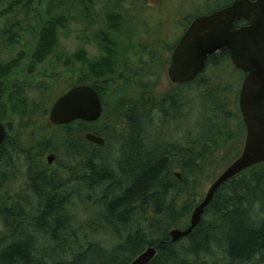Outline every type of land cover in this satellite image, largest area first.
<instances>
[{
    "label": "trees",
    "instance_id": "obj_1",
    "mask_svg": "<svg viewBox=\"0 0 264 264\" xmlns=\"http://www.w3.org/2000/svg\"><path fill=\"white\" fill-rule=\"evenodd\" d=\"M63 2L65 1L37 0V67L51 58H58V62L66 69V77L75 76L76 72L70 73L75 64L84 66L90 63L89 75L99 80L119 67L121 49L126 57H131L133 43L125 45L124 42L110 39L109 33L120 27V19L113 12L106 14L107 29H100L96 33L95 42L101 49L100 55L90 59L84 49H78L55 57L59 54L56 53L59 33L68 23L67 13L59 11ZM80 3L84 16L85 12L90 14V7L83 1ZM14 4H22L20 6L24 10L20 12L32 15L31 18L34 19V7H30L27 2ZM122 44L129 47L121 48ZM156 57L158 58L156 50L150 52V60ZM52 61L50 64L53 66ZM229 62L226 50L217 52L208 58L204 72L190 82L176 84V90L160 97L150 109H147L144 100L124 105V112L118 116V120H125V132L120 144V154L115 160L116 167L108 165L102 156L104 145L96 146L83 138L85 132L103 136L98 130L101 127L98 126L97 129L92 126L95 123L81 120L65 125L50 123L58 132L39 141L37 154L43 157L50 151L55 155L54 161L62 158L58 169L64 170V173L48 174L44 166L37 165V205L27 217L26 212H23V204H14L16 212L11 214V210L5 207L1 199V220L12 230L9 228L11 234L8 238L0 235V264H128L145 246H156L157 250L149 264H251L255 260L264 261V162L240 172L222 184L205 207L200 223L190 234L171 241L168 233L170 227L187 218L201 201L197 202L200 196L197 186L203 174L205 159L213 156V153L209 154L212 152L210 143L213 142L216 149L221 148V137H212L211 133L231 136L230 131L233 129L229 126V116L236 117L235 124L241 134L233 135L238 136L237 145L232 150L233 160L239 155L237 153L241 148L238 143L245 135L244 122L237 113L238 103L236 110L231 107L230 111L226 109L225 101L233 90L227 79L220 80L222 74L217 73L219 70L225 73L231 68L233 72L229 74H240L241 71L233 68ZM122 66L128 67L125 61ZM208 71L210 72L207 73ZM136 76L141 79V74ZM71 78L75 80L68 87L87 83L94 87L97 85L84 76L81 77V74ZM4 79L5 75L0 73L1 121L4 119L1 102L5 92ZM55 85L56 81H53L48 86V92H42V103L37 107V116L47 115L48 107L53 103L49 96ZM180 86L186 89L185 93L179 90ZM196 87L203 88L204 97L209 102L201 100L200 103H195L199 97L192 99L188 95ZM236 92L238 90L232 93V97ZM207 93L211 96H207ZM192 104L194 108H191ZM189 107L191 109L187 112ZM200 109L203 113L199 116ZM194 113H197L198 118H195ZM153 115L157 118L155 123L151 121ZM173 119L177 123L174 126L175 133L171 125ZM181 120L183 121L180 123ZM190 121L196 123L197 129L207 128L208 132L201 137L196 134L192 137L187 135L192 144L180 150L174 147L176 152L167 144L155 143L151 146L150 132L146 138L144 136L148 144L141 141L143 122L158 136L161 132L164 133L163 130L171 133L170 135H177L182 123L188 124ZM133 132H136V137L132 136ZM132 138L135 140L132 141ZM104 139L106 144V138ZM137 142L135 150L133 144L137 145ZM7 146L8 140L0 145V166L3 169L9 168L6 163H9L10 150L19 154L14 144L9 148ZM175 168L181 170L180 178L176 176ZM73 181L90 187V190L100 191L97 200L99 210L96 211L98 215H94V226H84L73 212L74 203L71 199L73 196L80 198L76 191H72V195L70 191L73 189L68 190V182ZM1 182L2 180L0 184ZM87 231L111 234L119 241L110 248H104L98 243L87 241Z\"/></svg>",
    "mask_w": 264,
    "mask_h": 264
},
{
    "label": "rangeland",
    "instance_id": "obj_2",
    "mask_svg": "<svg viewBox=\"0 0 264 264\" xmlns=\"http://www.w3.org/2000/svg\"><path fill=\"white\" fill-rule=\"evenodd\" d=\"M10 1V0H9ZM63 6L59 8V11H65L67 14H65L68 17V23L67 26L61 30L59 33V41L58 46L56 47V54L55 57H58L62 55V53H72L78 49H84L86 53L89 55L90 59L96 58L101 53V49L95 42L96 33L100 31V29H107V24L105 18L107 17L106 14H111L112 12L115 17L120 19V27L118 30H113V33H109L110 39L112 41L117 42H124L125 45L129 44L130 42H136L141 37L143 40H145L146 36L152 37V46L153 49H156L159 53L158 58H154L153 60H150V54H139V55H133L126 57L125 54L122 53L121 49V56H120V63L119 67H115L114 71L109 74L108 76L101 77L98 79H95L91 75H89V66L90 63H86L84 66H80L78 64H75L74 70L70 72L71 74L76 72L75 76L67 75L66 77L64 74L66 73V69L61 66L60 62H58V58H51L47 62H44L43 64L39 65L37 67V93L34 87V83L30 82L28 79H33L31 76L28 75H13L10 74L8 76H5V79L3 81V86L5 84L11 85V88L7 90V96L6 92L3 93V113L4 116L3 121L9 123V142L8 146L13 145L17 147L18 153H15L13 150H10V157H9V163L6 166L9 167L7 169H3L2 166H0V174L2 182L0 184V203L1 199H3V204L7 205L8 202V195H14L16 191L19 190V192H25L30 193L29 196H27V199L24 201V204L22 205V208L24 209L23 212H26V217L33 212L34 207L37 205V195L34 193L33 190L29 191L28 188H22V180L20 181V178L23 176V166L24 165H33V166H44L48 174H58V173H64V170L58 169L60 167L59 162L62 161V158L58 160L53 159L54 162L52 164H47V156L50 153V151H47L43 157H40L39 154H37V144L39 141L46 139L50 136L52 133H57L58 130L54 128L49 122L48 116L44 115L42 117L37 116V139L35 136H33L32 130L27 127L28 123H26V116L21 113L22 109V103L17 102V100H14V103L8 101L9 104H7V99L13 98L11 97L14 83H17V91L23 90L22 92H19L18 96L25 97L26 102L28 103V106L33 105V102L36 101L37 98V107L41 106L42 103V92L44 91V94L48 92V86L51 85L53 81H56L55 89L53 93L49 96L52 102L55 101L61 94H63L67 89L69 84L74 83L73 78L76 77L78 74H81V77L84 76L85 78L91 80L92 82L96 83L97 85H103V96H104V109H103V115L100 118V120L95 123L94 126L97 128L98 126L102 129H98L100 132L103 133V136L106 138V144L104 145V149L102 150V156L104 159L107 160L106 163L110 165L111 167H116V159L118 157V154H120V144L122 143V139L124 138V132H125V120L124 118H121L118 120V116L122 115L121 113L124 112L125 106L127 103L130 102H137L139 103L141 100L146 101V107L147 109H150L157 103L160 97L163 95L169 94L170 92L177 89V86L175 83H172L168 76H167V67L169 64V58H170V52L172 46L174 45L176 41V37L180 34L182 31L183 26L186 23V21H190L191 18L195 15V12H176V11H145L144 5H141V2L139 0H64ZM84 2L88 7H90L91 11L90 14L88 12H85V16L83 12H81V3ZM149 4H154V0H145ZM144 1V3H145ZM5 1L0 0V3H4ZM8 2V1H7ZM19 3L27 2L30 7H36L37 0H18ZM3 5L0 4V31L4 29L6 25H8L9 22H13L12 19H17L14 14L18 15L21 12L19 10H16L10 14H6L4 9L2 8ZM58 11V10H57ZM55 11V13L57 12ZM58 13V12H57ZM64 13V12H63ZM5 14V16H3ZM182 15L180 18L179 16ZM178 18V23L175 21V19ZM177 20V19H176ZM182 22V23H181ZM23 28H26L24 25ZM28 29V28H27ZM25 31V30H24ZM34 36L36 33L34 31V27L31 29V33H24L23 35H29ZM139 42V41H138ZM133 43V48L135 47V44ZM145 44H141V46H144ZM124 44L121 45V48H123ZM138 46V44H137ZM125 48H128L127 46H124ZM145 48V47H144ZM135 50V49H134ZM123 57V58H122ZM3 58V57H2ZM53 60V61H52ZM126 62L128 67H123L122 62ZM54 62L53 66L50 64V62ZM119 62V61H118ZM152 64V67L150 66ZM134 66V68H133ZM83 68V69H82ZM136 69L138 72H135ZM230 70V71H229ZM229 70L225 71H218L220 72L222 76H220V80H226L230 83V86L232 87L231 92H229V97L225 101L226 109L228 111L229 107H231L233 110L235 106L237 105V97L235 100V95L232 97V93L234 91L239 89V86L241 84V75L236 72L235 75L229 74V72H233L231 68ZM148 72H150V75L147 76ZM208 71L207 73H209ZM206 73V74H207ZM60 74L62 76H60ZM136 74H141V79L139 76H136ZM52 77H51V76ZM206 76V75H205ZM67 78V80L65 79ZM225 78V79H224ZM23 81V82H22ZM104 81V82H103ZM147 84L148 86L144 85ZM16 85V84H15ZM184 86V85H183ZM180 86L179 90L181 92L185 93L186 89ZM4 88V87H3ZM70 87H68L69 89ZM201 87L192 88V91L188 92L189 96L193 99L196 97H199V99L196 100L200 103L201 100L206 103L209 102V100L204 97V94L202 92ZM207 89V88H206ZM236 89V90H235ZM65 90V91H64ZM14 92V91H13ZM192 93V94H191ZM238 92L235 94L237 95ZM22 94L24 96H22ZM186 96V95H185ZM207 96H211L210 93H207ZM186 98V97H185ZM233 98V101H232ZM213 101V100H212ZM52 103L49 105V109L51 107ZM212 105V104H210ZM12 107V108H11ZM144 106H142L143 108ZM194 108V104L191 105V108ZM13 108H15L13 110ZM188 108L187 112L191 109ZM12 109V110H11ZM239 108H237V113L239 115V118L241 119L239 114ZM16 110V111H15ZM150 111V110H149ZM194 111V109H193ZM203 113V110L200 109V113ZM117 113H119L117 115ZM48 114V113H47ZM209 115V114H208ZM195 118H198L197 113H194ZM236 117L229 116L230 123L229 126L233 130L231 136L228 134L222 135L218 133H214V135L211 136H220L221 137V148L216 149L214 147V144L210 143L213 156L209 159H205V167L203 168V174L200 176L199 184L197 186V193H200V196L197 198V202L202 200L204 194L206 193L208 187L212 183V181L219 175L222 170L228 166L233 161V147H236V138L233 137L235 134H240L239 127H236L237 124H235ZM155 115H153L151 121L155 123L156 121ZM232 119V120H231ZM117 120V121H116ZM183 120L180 121V123ZM243 121V120H242ZM146 122H143V125L141 126V130L143 129V135L141 137V141L145 144H148V140L144 139V136L146 138L147 133L150 134V140L149 143H151V146L155 143H162L171 145L173 152H176L174 147L177 149H181L184 147H188L189 144H192L191 140H189L187 137H192L195 134L197 137L204 136L208 130L207 128H198L196 123H192V121L188 122V124L182 123L180 131L177 132V135H170L171 133L161 132V135L156 136L155 132L152 128H147ZM90 125V124H89ZM102 125V126H100ZM172 125V130L175 133V127L177 126V123L174 122ZM175 126V127H174ZM162 131V130H161ZM26 133L29 134V136L34 137L32 138V141L29 140V137L26 135ZM188 135V136H187ZM222 135V136H221ZM132 136L136 137V132L132 133ZM171 136V137H170ZM218 138V137H217ZM243 140L238 143V147L242 149L244 137H242ZM135 138H132V141H134ZM147 141V142H146ZM173 144V145H172ZM177 144V145H176ZM134 148L136 150V147L138 146L134 143ZM166 145V147H167ZM179 145V146H178ZM7 146V147H8ZM53 146H55L53 144ZM52 147V146H50ZM9 148V147H8ZM240 151L237 153L239 154ZM49 150H52L49 148ZM138 152V151H137ZM135 152V153H137ZM196 153V152H195ZM236 154V155H237ZM61 156V155H60ZM59 156V157H60ZM207 157V156H206ZM184 159V158H182ZM183 161V160H182ZM45 164V165H44ZM3 170V171H2ZM15 173L17 176H21L19 179L14 178L12 181L9 179L10 173ZM17 171V172H16ZM57 172V173H56ZM174 172L180 173L181 170L179 168H175ZM180 178V177H179ZM20 187H19V186ZM68 190L72 194V191H76V194H80V198L73 196L71 201L74 203L73 212L77 214L78 219L81 221V223L85 225H95V216L98 215L96 211L99 210L98 208V198L100 196L99 189H93L90 190V187L82 186L80 182L73 181L68 182ZM10 186V187H8ZM27 191V192H26ZM73 195V194H72ZM34 197V198H33ZM36 198V199H35ZM71 198V197H70ZM7 200V201H6ZM9 201H12L9 199ZM70 201V200H69ZM94 206V207H93ZM194 209V208H193ZM192 209V210H193ZM11 214L16 212V207H11ZM191 212L189 213L188 217L184 220H179L176 225L170 227L172 228H179V229H185L189 225V220L191 216ZM205 219V217H203ZM16 221V220H15ZM79 221V222H80ZM21 223H25L24 221H21ZM80 223V224H81ZM6 224H4L0 217V235L3 236V238H8L10 233V227L6 229ZM10 228V229H9ZM12 230V229H11ZM87 241L98 243L100 246L104 248H110L115 242H118L119 240L112 236L111 234L106 235L101 232L91 233V231H87ZM147 246L144 247L143 250H145ZM251 264H264V261H257L255 260Z\"/></svg>",
    "mask_w": 264,
    "mask_h": 264
},
{
    "label": "water",
    "instance_id": "obj_3",
    "mask_svg": "<svg viewBox=\"0 0 264 264\" xmlns=\"http://www.w3.org/2000/svg\"><path fill=\"white\" fill-rule=\"evenodd\" d=\"M247 25L235 27L236 20ZM226 49L235 68L246 76L240 86L238 107L245 124L243 146L238 157L212 181L202 200L192 210L185 229L169 230L171 241L190 234L200 223L205 207L217 189L240 172L264 162V0H237L224 10L195 18L176 43L167 67L172 83L194 80L204 70L208 56ZM102 105L97 91L89 85H75L52 103L48 119L53 125H65L75 120L97 121ZM5 128L0 120V145L5 139ZM83 138L97 145L104 139L91 132ZM54 154L47 156L48 164ZM179 178L180 174L175 173ZM156 254V246H148L128 264H149Z\"/></svg>",
    "mask_w": 264,
    "mask_h": 264
},
{
    "label": "flooded vegetation",
    "instance_id": "obj_4",
    "mask_svg": "<svg viewBox=\"0 0 264 264\" xmlns=\"http://www.w3.org/2000/svg\"><path fill=\"white\" fill-rule=\"evenodd\" d=\"M4 1L5 2L3 4L2 3H0V4L3 5V7H2L4 9L3 11H5V12L7 11L6 14H10V11H16L17 8L19 9V11L24 10L20 6L22 4H20V5L14 4L15 2H18V0H10V1L4 0ZM144 1L145 0H139V2H141V5L142 6L144 5L145 11H161V12H163V11L171 10V11H176V12H181V13L195 12V15L191 18L190 21L189 20L186 21V23L184 25L180 24V26H183L182 31L176 37V41H175L172 49L169 50V48H168V52H170V58H171V53H172L176 43L178 42V40L181 38V36L184 34L186 29L189 27V25L192 23V21L195 18H197L199 16H203V15H209V14L216 12V11L224 10L225 8H228L229 6H231L237 0H154L153 1L154 4H149V3H147V1H145V3H144ZM249 1L254 2L255 0H249ZM11 3H13V4H11ZM34 10H35L34 19L31 18L32 15H29V16L25 15V12L21 11V13L18 15L14 14V16L17 17V19H12L14 21L9 22L8 25H6L4 27V29H2V31H0V73L4 74L5 76L13 74V75H22V76L28 75V76H31V78L33 77V79H28V80L30 82L34 83V87H35V90L37 93V5H36V7L34 6ZM3 16H5V14ZM179 17L181 18L182 15H180ZM179 17L176 18L177 20L175 19V21L177 23H178ZM247 24H248L247 21H245L244 19L236 20L234 22V25L236 28L239 26L247 25ZM24 25L26 26V29L28 28L25 31L23 30ZM32 27H35L34 31L36 34L34 36H30V34L29 35H23L24 33H27V32L31 33ZM138 41H136L135 43L132 42L135 44V47L132 49L133 52H132L131 56L136 55V54L137 55H139V54H147L148 55V54H150V52L153 53V51L156 50V49H153L154 47L152 46L153 41H152L151 36H146L145 40H143L140 37ZM143 43L145 45L141 46V44H143ZM137 44H138V46H137ZM225 50L226 49L220 50L217 52H221V51H225ZM217 52H215L214 54H216ZM157 54L159 56L158 51H157ZM210 56H212V55H210ZM210 56H208V58ZM228 57H229V52H228ZM170 58H169V63H170ZM208 58H207V60H208ZM229 61H230L229 62L230 65L233 68H235L234 65L232 64L231 60H230V57H229ZM206 67H207V61H206V66H205L204 70L206 69ZM204 70L201 71L199 74L204 72ZM238 70L241 71L240 69H238ZM240 74L242 75L241 76V79H242L241 84H242L246 74L243 71H241ZM241 84H240V86H241ZM76 85H81V84H76ZM86 85L91 86L88 83ZM12 86H13L14 92L12 91L11 97L13 96V98L9 97L7 99V104H9L8 101H10L11 106H12V103H14L13 99L17 100V102L22 103L21 113H23V115L26 116L25 117V118H27L26 123H28L27 127H29L32 130L33 136H35L37 139V98H36V101L33 102V105H30V107H29L28 103L26 102L25 97L18 96L19 92L20 91L22 92L23 90L21 89L20 91H17V89H16V87L18 86L17 83H14V85H12ZM72 86H75V85H71L70 88ZM240 86H239V89H240ZM92 87L98 93V96L100 98L101 105H102V110H103L104 109V102H105L104 96H103V93H104L103 88L104 87H103V85H96L95 87L94 86H92ZM10 88H11V85L5 84L4 90L6 92V96L8 94L7 90H9ZM239 89H238L237 95L235 94V97L233 95L234 98L237 97V103H238ZM22 96H24V95L22 94ZM102 115H103V111H102ZM102 115H101V117H102ZM99 120H100V118L97 121L87 122V123H97ZM1 122H2V124L5 128V132H6L5 139H4L3 143H5L7 140L9 142V140H10L9 135H8L9 123L4 122V121H1ZM84 122H86V121H84ZM244 126H245V124H244ZM26 135L29 137L30 141H32V138H34L32 136L30 137L28 133H26ZM100 137H102L104 139L103 136H100ZM104 143H105V139H104ZM104 143H103V145H104ZM93 144L97 145L95 143H93ZM97 146H101V145H97ZM36 150H37V147H36ZM20 177L21 176H19V175L17 176V174L15 173V170H14L13 175H12V173H10L9 179H11L13 181L14 178L19 179ZM21 180H22V184H21L22 188L26 187V188H28L29 191L33 190L35 193V191L37 190V165L36 166L24 165L23 166V176L20 178V181ZM8 187H10V186H8ZM29 195H30V193H28V192L27 193H25V192L20 193L19 190L16 191L14 195H8L7 198H8L9 204L7 205V208L10 209L11 207H13L14 204H16L17 206L24 204V201L27 199V196H29ZM9 199H11L12 201H9Z\"/></svg>",
    "mask_w": 264,
    "mask_h": 264
},
{
    "label": "bare ground",
    "instance_id": "obj_5",
    "mask_svg": "<svg viewBox=\"0 0 264 264\" xmlns=\"http://www.w3.org/2000/svg\"><path fill=\"white\" fill-rule=\"evenodd\" d=\"M104 145H105V143H104ZM97 146V145H96ZM102 146V145H101ZM66 149V148H65ZM27 192V191H26ZM36 226V225H35ZM213 245V244H212ZM216 248V247H215ZM155 257V256H154Z\"/></svg>",
    "mask_w": 264,
    "mask_h": 264
}]
</instances>
